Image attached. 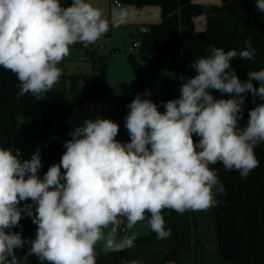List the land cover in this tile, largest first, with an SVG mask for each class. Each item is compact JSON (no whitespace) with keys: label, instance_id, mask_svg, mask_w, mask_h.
Returning a JSON list of instances; mask_svg holds the SVG:
<instances>
[{"label":"clouds","instance_id":"1","mask_svg":"<svg viewBox=\"0 0 264 264\" xmlns=\"http://www.w3.org/2000/svg\"><path fill=\"white\" fill-rule=\"evenodd\" d=\"M256 9L264 12V0H256ZM126 18L121 9L112 26ZM108 31L109 20L87 0L67 6L62 0H0V67L16 75L17 99L30 93L43 100L61 77L57 65L70 46L94 44ZM244 45L239 53L210 46L207 56L193 59L196 75L184 79L178 98L161 102L164 112L144 98L149 92L137 94L125 117L130 142L116 140L117 122L84 119L42 178L39 149L21 160L0 148V264H22L31 255L41 264H96L99 242L105 254L133 247L138 233L117 239L122 219L128 230L147 219L157 239H166L164 209L183 214L216 206L226 189L210 165L220 162L246 178L259 166L254 149L264 144V103L240 124L245 94L264 101V68L250 70L242 82L232 67L237 55L254 60L250 40ZM213 90L231 98H216ZM23 216L37 226L34 239L11 231ZM26 243L21 258L16 250Z\"/></svg>","mask_w":264,"mask_h":264},{"label":"trees","instance_id":"2","mask_svg":"<svg viewBox=\"0 0 264 264\" xmlns=\"http://www.w3.org/2000/svg\"><path fill=\"white\" fill-rule=\"evenodd\" d=\"M123 5L158 6L162 21L151 25L147 33L138 37L140 46L128 62L136 75L138 94H144L155 86L160 91L170 92L181 87L184 79L196 75L189 65L193 59L208 55L210 46L225 51L244 49V41L250 40L256 50L254 60H244L237 55L232 61L236 75L243 82L250 70L264 68V12L257 11L256 0H222V6L192 4L191 0H115ZM67 6L71 0H62ZM199 16L207 19L204 32L196 33L194 20ZM90 51L94 52L92 46ZM96 63V62H94ZM101 62L100 70L105 69ZM168 68L172 77L164 81L160 72ZM63 85L44 94L43 100L26 94L17 99L19 81L15 74L0 67V148L17 154L19 132L18 120L30 118L35 129L42 135L55 132L59 141H49L41 147L42 178L48 168L59 163L66 151L64 141L69 133L83 122V104L99 102L108 90L104 73L89 77L70 76ZM65 80V81H66ZM256 87L258 83L253 82ZM216 98H231L213 90ZM145 97V96H144ZM264 101L245 94L241 127L247 124L248 112ZM195 142L199 137L193 135ZM259 166L242 178L238 171H226L222 163L210 165L218 172V178L226 189V195H217L219 203L210 208L211 223L216 235V256L224 264H264V144L254 149ZM192 213V212H191ZM149 215L148 213H146ZM165 228L170 230L167 242L153 234L138 238L133 247L96 256V264H182L195 253L194 231L196 222L183 214L164 209ZM37 226L27 217L25 222L11 231L21 232L22 238L34 239ZM33 235L32 238L28 236ZM30 244L17 249V255L25 256ZM22 264H41L35 255L28 256ZM46 264V262H45Z\"/></svg>","mask_w":264,"mask_h":264},{"label":"rangeland","instance_id":"3","mask_svg":"<svg viewBox=\"0 0 264 264\" xmlns=\"http://www.w3.org/2000/svg\"><path fill=\"white\" fill-rule=\"evenodd\" d=\"M87 2L102 10L104 17L109 20V31L94 44L87 47H84L81 43L70 46L69 55L57 65L62 70V75L53 89L60 87L64 82L68 86L66 79L70 76L89 77L95 73L101 74L103 71L108 92L102 101L85 102L83 104L84 116L86 119L100 117L117 122L120 130L116 140L122 143L130 142L129 134L124 127L125 117L129 109L125 110L123 106L127 103L130 104L135 98L138 94V86L136 75L128 62L129 56H135L137 51L133 54L129 50L135 42H139V30L142 27L148 28L150 25L159 24L162 18L154 19V14L146 16L149 7L123 5L121 8L114 9L115 0H87ZM191 3L222 6V0H191ZM121 9L127 12V18L119 27H113V15ZM194 24L196 33L204 32L207 28V19L205 16H199L194 20ZM90 46L93 47L94 52L90 51ZM101 62L106 66L102 71L100 70ZM160 75L164 81H168L172 77V71L164 68L161 70ZM179 90L180 88L174 89L168 94L152 86L149 91L150 96L144 98H150L158 105L159 111L164 112L165 109L161 102L178 98L180 95ZM17 129L19 132L17 154H19L21 160L29 159L37 149L40 150L49 141H59L61 139L55 132L42 135V129H35L30 118L26 117L18 120ZM61 171L64 170L61 169ZM24 203H31V201L21 202V207ZM189 212L190 220L197 224L194 231L195 253L193 256L187 257L182 264H224L219 262L216 256V235L211 223L210 208L203 211L189 210ZM145 216L148 217L146 213ZM26 218L27 216H23L19 226L25 222ZM122 223L121 228L118 229V240L124 235H131L133 232L138 233L136 239L146 238L153 234L147 224V219L138 222L131 230L126 229V219H122ZM122 227L124 231H121ZM32 237L33 235L28 236V238ZM163 240L167 242L168 238ZM102 249L103 242H99L96 245V256L105 254Z\"/></svg>","mask_w":264,"mask_h":264},{"label":"crops","instance_id":"4","mask_svg":"<svg viewBox=\"0 0 264 264\" xmlns=\"http://www.w3.org/2000/svg\"><path fill=\"white\" fill-rule=\"evenodd\" d=\"M144 7H146V8L149 7V8H147L148 10L146 11V16H148V15L152 16V14H154V19H158L159 17H161V9L158 6H144ZM156 7H158V8H156ZM148 31H149V27L148 28L142 27L139 30V35L143 34V33H147ZM19 158H20V156H19ZM121 224H123V223H121Z\"/></svg>","mask_w":264,"mask_h":264},{"label":"built area","instance_id":"5","mask_svg":"<svg viewBox=\"0 0 264 264\" xmlns=\"http://www.w3.org/2000/svg\"><path fill=\"white\" fill-rule=\"evenodd\" d=\"M113 7H114V9L115 8H121L122 5L119 2L115 1V5ZM139 46H140V43L139 42H135L133 44V46L130 48L129 51L134 54V53H136V51H138ZM84 47H87V46H84ZM128 105H129V103H127V104H125L123 106L125 110H128V107H127ZM121 231H124V228L123 227H122Z\"/></svg>","mask_w":264,"mask_h":264},{"label":"water","instance_id":"6","mask_svg":"<svg viewBox=\"0 0 264 264\" xmlns=\"http://www.w3.org/2000/svg\"><path fill=\"white\" fill-rule=\"evenodd\" d=\"M153 235L156 236V234L153 232Z\"/></svg>","mask_w":264,"mask_h":264}]
</instances>
